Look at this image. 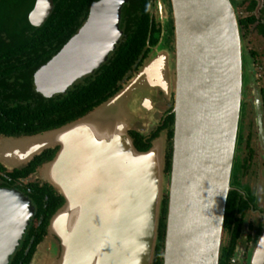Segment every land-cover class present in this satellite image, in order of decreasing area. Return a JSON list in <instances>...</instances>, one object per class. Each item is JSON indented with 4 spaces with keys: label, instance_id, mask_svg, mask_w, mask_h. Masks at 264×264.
I'll list each match as a JSON object with an SVG mask.
<instances>
[{
    "label": "water",
    "instance_id": "95a60500",
    "mask_svg": "<svg viewBox=\"0 0 264 264\" xmlns=\"http://www.w3.org/2000/svg\"><path fill=\"white\" fill-rule=\"evenodd\" d=\"M125 3L92 2L82 26L34 73L35 90L44 97L64 93L99 68L119 42ZM170 5L173 124L161 264H218L241 117V37L230 0H170ZM50 8L51 0H36L29 18L42 21ZM162 43L117 92L83 116L9 142L19 161L58 148L39 174L63 203L30 264H153L166 134L140 152L129 130L142 111H155L157 89L168 94L171 88L170 55L158 50ZM257 119L262 136L259 113ZM31 215L24 196L0 189V264H7Z\"/></svg>",
    "mask_w": 264,
    "mask_h": 264
},
{
    "label": "flooded vegetation",
    "instance_id": "af4514ba",
    "mask_svg": "<svg viewBox=\"0 0 264 264\" xmlns=\"http://www.w3.org/2000/svg\"><path fill=\"white\" fill-rule=\"evenodd\" d=\"M18 2L20 5L27 4L28 6L27 22L26 24L24 22H9V25L18 28L26 26L28 30L24 34H29L30 37H14L13 39L6 37L1 39L5 44L11 45L12 48L21 43V48L18 53H12L14 49L6 48L5 50L2 45L0 47V189L20 193L32 207V215L28 225L7 262V264H30L37 245L47 234L51 216L63 203L61 198L59 204L60 200L57 198L61 196L39 174L41 167L53 159L58 148H46L38 154H33L27 160L19 161L17 155L15 156V153H13V148L8 146L9 142L31 138L74 121L71 120L57 125L59 119L62 121L72 111L71 101L66 104L64 110L60 103L63 98L72 95L75 90L92 82L95 74L107 63L124 36L122 29H120L121 12L129 0L123 5L120 12L119 30L121 36L119 42L115 49L109 53L107 60L92 74L76 80L64 93H55L49 97H44L35 90L33 75L56 55L77 31L68 40H65L59 48L56 39L55 41L54 39H44L42 40L44 44L41 45V39H37L35 33L41 31L47 19L53 14L59 3L58 0H51L49 13L44 20L38 22L29 18L36 0H18ZM92 2L88 4L85 18L78 29L84 23ZM61 8L63 7L61 6ZM147 25L148 34L139 55L123 76V81L116 82L119 89L138 71L149 52L153 50L158 42L167 41L168 52L172 53L170 55L173 61V27L170 0H147ZM152 39L154 42H151ZM35 41L37 43L32 46L35 48L31 49L30 45ZM32 50H34V54L31 53ZM170 76L172 83L168 94H164L160 89L156 91L154 106L157 109L155 111L157 125L154 128L145 130V127L143 128L135 123L129 130V136L130 133L134 134L143 143L147 141L148 144L160 133L165 132V159L168 158L169 165L172 134L169 138L168 133L170 131L172 133L173 122L170 125L167 120L172 115L174 69L170 71ZM246 84L245 80L241 104L243 112ZM259 91L260 89L253 93L254 129L248 130L246 128L244 133L242 128L243 114L240 117V130L237 133L227 194V197L229 196L228 218L225 225H222L218 264H264V112ZM257 113L260 116L262 136L259 135ZM152 135L154 136L152 137ZM11 156L16 158H11ZM169 171L170 167L165 172L168 176ZM52 200H56L57 205H59L52 208Z\"/></svg>",
    "mask_w": 264,
    "mask_h": 264
},
{
    "label": "trees",
    "instance_id": "16d2710c",
    "mask_svg": "<svg viewBox=\"0 0 264 264\" xmlns=\"http://www.w3.org/2000/svg\"><path fill=\"white\" fill-rule=\"evenodd\" d=\"M96 0H58V5L53 14L47 19L41 31H37L36 38L41 39V45L44 44V39H55L58 42V48L68 40L72 34H74L78 27L81 25L85 18L87 6L90 2ZM15 2V3H12ZM233 8L240 4V0H230ZM10 5V6H9ZM14 9H12L13 7ZM22 6V7H21ZM61 6L63 8H61ZM257 7V4L253 0H249L247 3L246 11L251 13ZM23 9V10H22ZM28 11L27 4H19L18 0H0V47L12 48L11 45L5 44L2 38H23L30 37L29 34L25 35L27 27H17L9 25V22H24L26 24V14ZM121 15L120 29H122L124 36L117 45L116 49L104 64L101 69L95 74L92 82H89L86 86L80 87L75 90L72 95L62 99L63 110L66 104L72 102V111L69 116L65 117L62 121L59 119L57 125L63 122H69L76 120L89 112L91 109L107 100L115 92L119 90L116 86L117 81H123V76L127 73L130 66L133 64L137 56L139 55L141 48L144 45L145 39L148 34L147 25V0H129L128 4L123 8ZM258 13L264 17V0L260 1V8ZM240 37L243 35L241 31L245 30L248 25L255 24V30L257 34L264 40V22H260L254 15H250L245 18H237ZM34 37V35H32ZM34 39V38H32ZM151 42H154L152 39ZM36 41L31 43V49L35 48ZM21 44V43H20ZM13 47L12 53H18L21 45ZM23 47V46H22ZM28 47V46H27ZM31 53H35L34 50ZM244 55V54H243ZM253 55V54H252ZM243 63V62H242ZM260 100L262 109L264 112V87L260 89ZM242 104V103H241ZM61 110V108H60ZM67 114V113H66ZM169 124H172V115L167 120ZM171 131L168 133V137H171ZM154 135H152L153 137ZM133 146L137 151H146L149 148V144L143 143L140 138L130 133ZM168 158L165 159L164 173L169 170ZM60 200L61 197L57 198ZM229 196L226 199L223 224L227 222L229 211ZM58 204V205H59ZM57 205L56 200L51 201V207L55 208ZM165 208L166 198L163 199L161 216L159 218L158 225V244L155 249V258L153 264H161V258L158 256L159 250L162 249L163 235H164V222H165Z\"/></svg>",
    "mask_w": 264,
    "mask_h": 264
},
{
    "label": "rangeland",
    "instance_id": "374dc122",
    "mask_svg": "<svg viewBox=\"0 0 264 264\" xmlns=\"http://www.w3.org/2000/svg\"><path fill=\"white\" fill-rule=\"evenodd\" d=\"M248 1L249 0H240V4L238 3V5L234 7L236 18H245L250 15H254L260 22H264V17L262 16V14L258 13L261 0H255L257 3V7L251 13L246 11ZM241 34L243 35L241 39V48L244 54L242 56L243 85L245 84V80L247 83L244 90L245 91L244 100H243L244 112L242 110V105H241V116L243 114L242 128H243V132L245 133L246 128L248 130L254 129L255 108H254L253 93L264 87V40L257 34L255 30V24L248 25L245 30L241 31ZM164 49L167 50V52L169 51L168 50L169 48L167 46V41L165 40H163V43L158 47V50H164ZM168 54L170 55L172 53L168 52ZM173 69H174V63L172 61V56L170 55L169 70L172 71ZM156 110L157 109L155 108V111ZM155 111L151 115H147L142 111L141 115L138 117L139 118L138 122L136 123L141 125L143 128L145 127V130L154 128L157 125V121L155 120V114H156ZM239 130H240V125H239ZM163 177H164L163 197H165L168 187V174L164 173ZM161 255H162V249L159 250L158 256L161 258Z\"/></svg>",
    "mask_w": 264,
    "mask_h": 264
}]
</instances>
